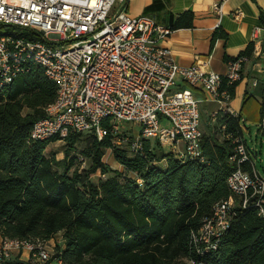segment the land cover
I'll return each instance as SVG.
<instances>
[{
    "label": "trees",
    "instance_id": "1",
    "mask_svg": "<svg viewBox=\"0 0 264 264\" xmlns=\"http://www.w3.org/2000/svg\"><path fill=\"white\" fill-rule=\"evenodd\" d=\"M192 19L186 10L167 26L189 27ZM220 35L216 28L214 36ZM252 50L249 44L236 57H249ZM237 83L227 87L230 97ZM55 94L54 83L39 66L0 90L1 239L44 242L57 233L62 239L42 263L33 262L28 252L21 258V250L1 264H175L181 258L192 264H264V217L252 206L241 207L238 198L215 248L192 236L214 205L230 195L226 177L236 166L228 161L233 145L225 135L244 140L239 114L219 111L218 125L202 132L203 162L179 159L151 139H143L142 154H135L129 147H115L113 140L124 134L110 132L101 139L70 134L63 158L56 159L44 153L55 139L29 138ZM260 107L264 114V101ZM81 134H86L81 153L89 164L70 172L74 156L68 152ZM108 148L123 170L102 160ZM241 168L251 172L248 163ZM97 172L106 177L93 181L90 176Z\"/></svg>",
    "mask_w": 264,
    "mask_h": 264
},
{
    "label": "built area",
    "instance_id": "2",
    "mask_svg": "<svg viewBox=\"0 0 264 264\" xmlns=\"http://www.w3.org/2000/svg\"><path fill=\"white\" fill-rule=\"evenodd\" d=\"M127 1L0 0V90L33 66L54 83L55 98L31 126V140H64L73 133L101 139L109 132L121 134L119 124L131 122L138 130L123 139L132 153L142 154L143 139H151L179 159L203 162L199 99L193 91L202 89L217 102L213 117L219 111L234 114L227 87L240 80L248 57L228 59L223 73L198 62L178 64L161 44L172 29L146 14L130 16ZM225 1L214 2L212 10L219 14ZM262 32L264 24L253 29V46ZM260 125L264 128V121ZM225 137L233 145L228 161L236 166L226 177L230 195L192 234L212 248L230 224L236 198L264 217V177L254 168L252 150L242 137ZM243 163L251 172L241 168ZM21 250L35 263L50 257L40 241L1 239L0 264Z\"/></svg>",
    "mask_w": 264,
    "mask_h": 264
},
{
    "label": "crops",
    "instance_id": "3",
    "mask_svg": "<svg viewBox=\"0 0 264 264\" xmlns=\"http://www.w3.org/2000/svg\"><path fill=\"white\" fill-rule=\"evenodd\" d=\"M217 1L128 0L126 12L130 16L146 14L157 23L171 25L181 13L190 10L193 14L192 25L174 28L161 41L162 45L170 49L178 64L198 62L205 70L223 73L225 62L252 44L254 49L242 66L241 78L228 102L233 113L241 117L247 98L264 101V32L256 46H253L251 39L253 29L264 24V0H226L219 14L212 10V4ZM216 28L221 32L220 36H214ZM178 85L181 87L183 83L178 82ZM193 93L199 99L201 132L208 133L214 124L218 125L217 116H212L218 104L202 89H195Z\"/></svg>",
    "mask_w": 264,
    "mask_h": 264
},
{
    "label": "rangeland",
    "instance_id": "4",
    "mask_svg": "<svg viewBox=\"0 0 264 264\" xmlns=\"http://www.w3.org/2000/svg\"><path fill=\"white\" fill-rule=\"evenodd\" d=\"M260 103V101H254L250 98H247L245 100V104L241 112V129L246 144L251 148L252 151H254L250 154L254 163V168L259 172L260 176L264 177V133H262L260 129V124L262 121H264L262 120V118H264L262 117V115L264 114H262L261 112ZM119 128L122 134H124L122 136L127 137L133 136L138 130V126L131 122H121L119 124ZM85 136L86 134H81L80 139L75 144V149L70 150L68 152V157L74 156L73 165L70 168V172L73 169L82 170L86 168L89 164L88 157L81 153V151L84 150L85 147ZM113 144L115 147L125 149H127L128 147L126 138L123 140L115 139L113 140ZM66 147L67 145L65 140L50 141L47 144L44 153L47 156H53L56 159H61L64 156ZM161 147L164 151L168 152L167 147ZM102 160L107 163L111 168H115L120 171L123 170V167L115 161L112 149L110 148L104 151ZM57 168H59V166ZM90 177L93 181H97L100 178H105L106 175H101L97 172L95 174H92ZM61 242V233H57L53 238H50L42 243L49 252V255L51 256L54 253L55 246L61 245ZM22 253L20 254V256L22 258H25L27 256L26 250L22 251ZM175 264H192V262L186 258H181L177 260Z\"/></svg>",
    "mask_w": 264,
    "mask_h": 264
}]
</instances>
